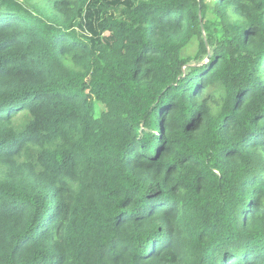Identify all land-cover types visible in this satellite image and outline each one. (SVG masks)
I'll list each match as a JSON object with an SVG mask.
<instances>
[{
	"label": "trees",
	"instance_id": "trees-1",
	"mask_svg": "<svg viewBox=\"0 0 264 264\" xmlns=\"http://www.w3.org/2000/svg\"><path fill=\"white\" fill-rule=\"evenodd\" d=\"M0 264H264V0H0Z\"/></svg>",
	"mask_w": 264,
	"mask_h": 264
},
{
	"label": "snow or ice",
	"instance_id": "snow-or-ice-1",
	"mask_svg": "<svg viewBox=\"0 0 264 264\" xmlns=\"http://www.w3.org/2000/svg\"><path fill=\"white\" fill-rule=\"evenodd\" d=\"M29 242L27 240H25L22 244H21V250L24 248V246H26Z\"/></svg>",
	"mask_w": 264,
	"mask_h": 264
}]
</instances>
